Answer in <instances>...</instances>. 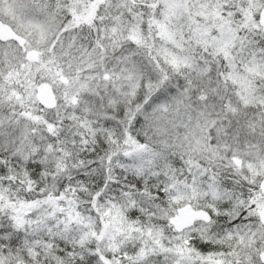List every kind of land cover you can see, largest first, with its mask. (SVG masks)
<instances>
[{
	"label": "snow or ice",
	"instance_id": "6c2138e0",
	"mask_svg": "<svg viewBox=\"0 0 264 264\" xmlns=\"http://www.w3.org/2000/svg\"><path fill=\"white\" fill-rule=\"evenodd\" d=\"M0 264H264V0H0Z\"/></svg>",
	"mask_w": 264,
	"mask_h": 264
}]
</instances>
